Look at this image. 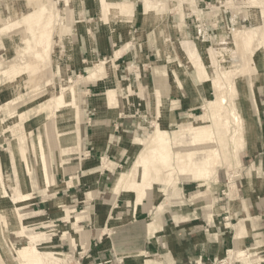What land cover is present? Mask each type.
<instances>
[{
  "label": "rangeland",
  "instance_id": "374dc122",
  "mask_svg": "<svg viewBox=\"0 0 264 264\" xmlns=\"http://www.w3.org/2000/svg\"><path fill=\"white\" fill-rule=\"evenodd\" d=\"M95 22L121 31L123 41L83 63L76 41L82 26ZM254 30L244 52L240 34L249 38ZM72 80L74 100L65 94L56 104ZM214 82L227 99L216 117L208 108ZM192 125L217 140L206 144L200 130L181 132ZM236 135L243 142L234 149ZM149 140L158 147L138 159ZM247 147L256 152L251 167L241 163ZM92 148L102 154L89 155ZM119 157L122 167L115 168ZM216 162L200 177L203 165ZM96 164L112 172L89 189L81 178ZM128 172L129 192L112 195L116 174ZM0 177V264H32L35 234L43 264H85L76 242L95 207L90 202L111 198L103 209L112 216V201L130 203L136 194L163 198V208L205 203L216 213L224 206L229 231L243 219L259 225L262 217L261 230L229 248L248 256L226 251L215 264H264V210L257 219L248 212L250 195L259 201L256 192L264 194V0H0Z\"/></svg>",
  "mask_w": 264,
  "mask_h": 264
},
{
  "label": "crops",
  "instance_id": "0c3cea01",
  "mask_svg": "<svg viewBox=\"0 0 264 264\" xmlns=\"http://www.w3.org/2000/svg\"><path fill=\"white\" fill-rule=\"evenodd\" d=\"M82 27L83 30L78 35L76 46L78 59L83 63L102 55H110L117 44L123 41V33L111 25L106 26L95 22L94 25L89 24ZM133 27L134 25H130V29ZM99 63H103V61ZM97 66H99L98 63L92 69L96 70L93 81H97ZM256 108L259 110L258 105ZM253 120L255 121L253 125L256 126V119ZM243 148L241 147L236 153L234 163H238L239 154ZM92 151L88 152L91 156L97 152L102 154L103 150L97 151L92 148ZM255 156L256 152L247 147L240 156L241 163L251 167L255 163ZM101 159L103 160V158ZM94 160L96 161V158L92 159L91 164ZM121 162L122 157L115 159V164L118 166L115 168L122 167ZM234 163L233 165H235ZM98 168L97 164L88 165L87 175L81 178L80 184L88 186L89 189H94L93 187L98 182L103 184L112 171L104 170L102 167H100L102 169ZM129 173H117L115 179L117 180L121 174ZM115 179L112 184V195H115L113 193L118 189L116 196L122 191L129 192L122 187L114 189ZM250 196V201L252 200L253 203L249 204L248 212L253 219H257L259 216L257 213L264 210V203H262L264 194L261 195L260 190L256 192V198L259 201L252 195ZM125 197L127 196L123 195V198ZM169 199L171 198L169 197ZM164 201L163 198L157 200L152 197L149 200L143 195L137 196L136 194L130 203L125 200L112 201L114 212L112 216H109L106 210L104 212L103 207L111 204V198L104 196L100 199L96 198L93 203L90 202V206L95 205V207L93 210L91 208L92 215L84 221L85 228L81 239L78 238V242H80H76L82 246L81 249H78L79 257L85 264L107 262H115V264H215L226 251L229 252L230 247H239L242 241L246 243L249 238L248 233L261 230L260 223L263 220L261 216V219L255 221L259 225L255 223L252 225L250 219H243L235 225L236 231H229L222 221L226 219L222 218L225 214L224 206L219 205L217 207L219 211L215 213L212 207L210 210L207 209L205 203L204 205L191 203L186 207L180 203L164 204L165 208H163ZM83 204L79 202L78 206ZM252 209L255 216L252 214ZM77 220L80 218H76ZM72 225L76 226L77 223ZM248 226L249 230L244 229ZM72 233L75 232L72 231ZM40 234L45 237L44 233ZM64 245L68 246V249L75 247L70 242L64 243ZM33 246L38 248L37 243L34 245L31 242L30 247ZM32 250L29 249L30 253ZM241 251L243 250H231V253L238 255L245 252L244 254H246V251Z\"/></svg>",
  "mask_w": 264,
  "mask_h": 264
},
{
  "label": "bare ground",
  "instance_id": "6f19581e",
  "mask_svg": "<svg viewBox=\"0 0 264 264\" xmlns=\"http://www.w3.org/2000/svg\"><path fill=\"white\" fill-rule=\"evenodd\" d=\"M57 12V11H56ZM50 14H52V13H50ZM258 32L256 31V30H254V31H250V33H248L249 34V38H243L242 36H241V34H240V40H239V44L238 45H240V47L242 48V50L245 52L246 50H247V46L249 45V42H250V40H252V38L254 39H256V37H257V34ZM247 34V33H246ZM54 36V35H53ZM251 36V37H250ZM36 41V40H35ZM225 43V42H224ZM187 45H188V49H187V51H188V54H187V56L189 57V58H192V57H195L196 55H197V53H196V47H195V45H194V43L193 42H188L187 43ZM34 48V47H33ZM185 53H187L186 51H185ZM240 53H242V52H240ZM238 54V56H239V53H237ZM245 54V53H244ZM233 55V54H232ZM242 55V54H241ZM247 56V55H246ZM44 61L46 60V61H48V54H46V55H44ZM235 57V56H234ZM234 57H233V59H234ZM245 57V56H244ZM236 58H237V56H236ZM252 59V58H251ZM251 59H249V62H250V60ZM191 60V59H190ZM238 60V59H237ZM236 60V61H237ZM235 61V62H236ZM238 61H240V60H238ZM237 61V62H238ZM247 61H248V59H247ZM237 62H236V65H237ZM242 62V61H241ZM201 62H197V65H200L201 66V64H200ZM235 65V64H234ZM237 66H240L239 64L237 65ZM246 67V66H245ZM237 68V67H236ZM46 69H47V67L45 66L44 68H43V71H46ZM244 69V68H243ZM200 70V69H199ZM237 71V70H236ZM204 77V76H203ZM228 80H229V77H228ZM71 82V81H70ZM72 85L69 87V88H67V87H63V89L61 90V94H58L57 96H55L56 97V104L59 102V101H61L62 100V98H63V96L66 94V95H69L70 96V99L71 100H74V98H75V95H76V81H74V80H72ZM220 84V83H219ZM231 84V83H230ZM214 85H215V88H216V92H214L215 93V100H212V101H210V102H208V108L210 109L209 111H211V114L210 115H212V116H214V117H216L219 113H220V111L222 110V108H223V106H224V104H226V102H227V99H226V96H224L223 94H222V92L220 91V85H218V83H215L214 82ZM213 87V86H212ZM233 88V86H230V88ZM213 89H214V87H213ZM226 91V90H225ZM156 95L158 96V97H160V94L158 93V90H156ZM62 102V101H61ZM54 103V104H55ZM54 104H53V106H54ZM209 114H208V116L209 117H212V116H210ZM235 118H237V117H235ZM196 119H198V118H196ZM200 119V118H199ZM238 121V120H237ZM192 122V121H191ZM239 122V121H238ZM241 122V121H240ZM199 126H190V127H184V129H181V132H189V131H193V132H199V130L203 133L202 135H203V137H202V141H206V144H210V143H213V142H215L217 139L215 138V136H214V134H212V133H210L209 131H208V129L207 128H204V129H200V128H198ZM239 132V131H238ZM155 134V133H154ZM153 136V135H152ZM234 136H235V134H234ZM139 142H147V140H141V139H136V143L138 144ZM242 142H243V140H242V137H240V136H237L236 135V138H235V142H234V149H237V146H240V144H242ZM185 144H186V142H184ZM189 145V144H188ZM146 146V148L144 149V150H142L141 152H140V156L138 157V159H144V156L146 155V150L148 149V148H153V149H155V148H157L158 147V143L155 141V140H149V142L147 143V145H145ZM9 148V147H8ZM212 150H215V151H217L218 149H212ZM212 150H207L208 151V154L206 153L205 155H206V158H207V160L206 161H210V153H209V151H212ZM13 151H10V157H11V159H12V163H13V168L15 169V164H14V158H13V153H12ZM187 156L188 155H186V153H184L183 154V157H184V160L185 161H188L189 159H187ZM150 160L148 159L147 161H146V163H148ZM208 165H210V164H208ZM208 165H203V170H201L202 171V174H200V177L201 176H206V175H209L212 171H213V169H215L214 167H216L218 164H217V162L216 163H211V166L209 167ZM218 170V169H217ZM215 171V170H214ZM130 174V173H129ZM129 174H123V175H121V176H119L118 177V179H117V181H116V183H115V187L118 189V188H127V187H129L130 185H131V182H130V180H129ZM4 187V181H3V177H0V190H1V188H3ZM3 194L4 195H6L7 193H6V191L4 192L3 191ZM1 195V194H0ZM23 199V195L22 194H20V195H13L12 196V201H14V202H18V201H21ZM19 203V202H18ZM36 239V241H34L33 242V244L35 245V243H37V235H34V236H32V237H30V240H35ZM29 249H33L32 250V252H31V254H33V256H34V262H32V264H43V261H44V254H43V252L42 251H39L38 250V248H35V246H33L32 248L31 247H29ZM35 249V250H34ZM241 252H243V251H241ZM239 253V252H238ZM245 253V252H244ZM244 253H241V254H238V256H240L241 255V257H242V255H245ZM229 254H231V251H229ZM150 258V257H149Z\"/></svg>",
  "mask_w": 264,
  "mask_h": 264
}]
</instances>
